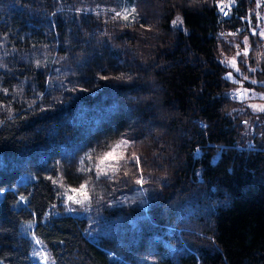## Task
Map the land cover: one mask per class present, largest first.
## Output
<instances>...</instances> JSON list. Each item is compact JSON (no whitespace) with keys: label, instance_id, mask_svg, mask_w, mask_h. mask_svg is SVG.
Here are the masks:
<instances>
[{"label":"trees","instance_id":"16d2710c","mask_svg":"<svg viewBox=\"0 0 264 264\" xmlns=\"http://www.w3.org/2000/svg\"><path fill=\"white\" fill-rule=\"evenodd\" d=\"M91 1L0 0V260L264 264V113L234 94L264 89L250 81L264 79L257 0H130L131 22ZM244 37L238 75L219 52ZM120 137L135 158L118 186L153 193L91 239L65 193Z\"/></svg>","mask_w":264,"mask_h":264},{"label":"rangeland","instance_id":"374dc122","mask_svg":"<svg viewBox=\"0 0 264 264\" xmlns=\"http://www.w3.org/2000/svg\"><path fill=\"white\" fill-rule=\"evenodd\" d=\"M225 4V3H222ZM260 0L256 1L253 8L252 19V34L257 33V37L262 39L264 46V9L259 8ZM81 9L86 11H98L114 13L120 17L124 22H131L137 19V14L133 3L130 0H98L89 3L81 4ZM182 17L177 14L171 24L174 27L185 29L182 23L177 21V18ZM248 38L244 37L242 47L236 43V51L233 53L225 54L219 52V57L225 59L226 64L232 69L234 74H241L238 69L237 61L241 55L246 56L251 49ZM254 54L258 59L259 54L257 49H254ZM234 62V64H233ZM227 77L234 78L235 75L227 74ZM254 85H264V79L250 80ZM234 94L239 99L245 100L246 107L256 113H264V89L260 87H246L238 86L234 90ZM264 125V118L262 119ZM123 142H126L124 144ZM120 145V147H117ZM131 142L125 137H120L108 150H106L97 160L95 164V175L90 180L84 182L78 188L69 189L65 193V198L69 210H80L82 216H87L88 221L85 227V232L88 238L98 239L102 236H109L113 234L116 227L118 218L124 217V213L118 211L113 215L109 213L113 208H120L124 205H144L146 199L153 193L152 189L140 185L134 186L133 189L127 190L118 186V168L124 160H134V155L130 151ZM106 173V174H104ZM76 201H80L77 203ZM45 259L47 264H54L51 256L45 252ZM0 264H6L0 260Z\"/></svg>","mask_w":264,"mask_h":264},{"label":"built area","instance_id":"2783aa9c","mask_svg":"<svg viewBox=\"0 0 264 264\" xmlns=\"http://www.w3.org/2000/svg\"><path fill=\"white\" fill-rule=\"evenodd\" d=\"M233 4L232 3H226V4H220V6H219V11H220V15L221 16H225L226 15V13H227V10H228V8L229 7H231ZM231 96H234V94L233 93H231ZM254 148V146H252V145H245V146H243V147H239V151H243V150H251V149H253ZM213 159H215V157H213ZM199 180H202V178L201 177H199Z\"/></svg>","mask_w":264,"mask_h":264},{"label":"snow or ice","instance_id":"6c2138e0","mask_svg":"<svg viewBox=\"0 0 264 264\" xmlns=\"http://www.w3.org/2000/svg\"><path fill=\"white\" fill-rule=\"evenodd\" d=\"M177 22L182 23V21L180 20L179 17L177 18V21H174V23H177ZM233 64H234V62H233ZM261 110H264V109H261ZM123 143L126 144V142H123ZM117 147H120V145H117ZM104 174H106V173H104ZM76 202L79 203L80 201H76Z\"/></svg>","mask_w":264,"mask_h":264}]
</instances>
